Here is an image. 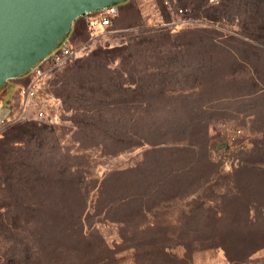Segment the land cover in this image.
<instances>
[{"label": "rangeland", "instance_id": "rangeland-1", "mask_svg": "<svg viewBox=\"0 0 264 264\" xmlns=\"http://www.w3.org/2000/svg\"><path fill=\"white\" fill-rule=\"evenodd\" d=\"M140 1L126 0L119 26L147 31ZM170 1L173 9L193 10L194 26L211 27L200 35L145 32L133 46L95 47L47 73L39 97L50 103L53 124L4 126L0 264H264V44L246 41L257 48L249 55L247 46H234L259 67L257 77L221 76L231 73L230 57L218 47L234 27L227 22L239 23L232 4L250 28L242 31L261 35L264 0ZM117 35L101 42L120 45ZM68 36L83 40L84 16ZM168 37L202 38L188 47L194 64H185L205 58L206 68L177 70L166 60V72L149 74L162 58L143 56L141 44ZM209 51L213 62L199 58ZM21 83L0 87V115L16 103ZM147 87L165 94L157 100L143 93ZM235 127L250 148L213 157L214 140Z\"/></svg>", "mask_w": 264, "mask_h": 264}, {"label": "built area", "instance_id": "built-area-1", "mask_svg": "<svg viewBox=\"0 0 264 264\" xmlns=\"http://www.w3.org/2000/svg\"><path fill=\"white\" fill-rule=\"evenodd\" d=\"M168 18H164L157 7L156 0H141L140 10L144 16L146 28L179 27L193 22L189 11L185 7L174 8L170 0H162ZM148 12L151 14L148 15ZM142 16V17H143ZM89 37L80 43H75L66 37L59 42L45 58L28 71L29 80L26 85L20 86L17 90V101L12 106L6 105L1 109L0 132L4 126L25 119H44L53 121L52 116L47 114L50 103L39 97L44 87L47 73L54 68L61 67L66 63L79 58L97 45H114L111 41L101 42L104 36L115 35L123 32L134 31L136 27L116 28L115 24L119 18V7L110 4L95 11L84 14ZM1 107V106H0ZM33 112L31 117L29 113ZM243 130L241 128H226L225 139L217 146V153L228 154L232 151H240L245 148V142L240 140Z\"/></svg>", "mask_w": 264, "mask_h": 264}, {"label": "water", "instance_id": "water-1", "mask_svg": "<svg viewBox=\"0 0 264 264\" xmlns=\"http://www.w3.org/2000/svg\"><path fill=\"white\" fill-rule=\"evenodd\" d=\"M124 0H0V87L45 58L85 13Z\"/></svg>", "mask_w": 264, "mask_h": 264}, {"label": "trees", "instance_id": "trees-1", "mask_svg": "<svg viewBox=\"0 0 264 264\" xmlns=\"http://www.w3.org/2000/svg\"><path fill=\"white\" fill-rule=\"evenodd\" d=\"M227 1H230V0H227ZM125 3H126V0H124L121 3H114V4H116L119 7V11H120V9L122 11V9H124L126 7ZM156 4H157V7L160 9L162 16L164 18H168V13L165 10V7L163 5L162 0H156ZM238 4H232L231 5V8H232L231 10L233 11V15H234L233 18L234 19H236V18L238 19L239 18V23L238 22L236 23L237 24V28L235 29V32L237 34L244 35L245 37L251 39L253 42L263 43L264 44V35H263L264 25H262L263 28H261V30H262L261 35L251 36L246 31L245 32L242 31L243 29L249 30L250 28L248 26H246V24H244L243 21L241 22V20H240L241 19V12H240L241 10H240V6ZM221 5H223L222 2H221ZM185 8L188 9V11H189V13H191V15L193 14V10L190 7L185 6ZM247 9L250 10V11L252 10V8H250V9L247 8ZM119 14H120V12H119ZM83 16L84 15L79 16L78 18H81ZM78 18H76L74 21H76ZM119 19H120V16H119V18H118V20H117V22L115 24V27L116 28H126V27L118 25L119 24L118 23ZM227 24H233V22L231 20H229L227 22ZM200 26L201 27H197V26H194L193 23H190L188 25L179 26V27L148 28V29H146L147 31H143L141 28L136 26L137 29L134 30V31L123 32V33H119L117 35L120 38L119 41H118L120 45H118V43H116V44H114L112 46L97 45L96 47L103 48V49H114L116 47L119 48V47H124V46H128V45L133 46L134 43L136 42V39H138L142 35V33H145V32L167 33V34H170V35H182L183 32H181V31H183L185 29L186 30L188 29V30H193V31L195 30L196 32H198L197 34L200 35V33L207 32V30H208L207 28L211 27V26L206 25V24H200ZM127 27H131V26H127ZM143 28H145V27H143ZM193 31H186V32H193ZM84 32H85V36H84L83 40H79L78 42L72 40L68 35H67V37L70 38L75 43H80V42L85 41V40L88 39L89 31H88V28H87V23L85 21V17H84ZM223 38L224 39H222L221 42H219V44H221V46H218V47L222 48V49L224 48V50L229 47L231 50L234 51V53H230L229 54V56H230V58H229L230 59V65H231L230 68H233V70H234L233 73L237 74L236 70H238V68H239V62L237 60V54L238 53L236 52L237 46L238 47H241V46H244V45L247 46L248 48L244 47L243 49H244V52L246 54H248V55L251 52L252 53L256 52L257 48L255 47L254 44H248L247 42L243 41L242 39H240V38H238L237 36H234V35H228L227 33H224L223 34ZM195 39L196 40H192V38H180V37H177V38L176 37H170L169 38L168 37V38H164L162 40L159 39V40H153V41L152 40L143 41V43L141 44L142 46L145 47L143 56L144 55L145 56L148 55V57H149V56H151L152 53L156 52V54L159 57L162 58V62L160 64V67H156L155 71H153L152 73H149L150 71L154 70V68H155V67H152V66H148V67H144L143 66L142 67L143 71L145 70L146 72H148L149 74H153L154 76L158 75V74H162L163 72H166V69L168 70V68H170L168 63L166 62V60L172 61L173 63L174 62L178 63V65L176 67H174L177 70H181V69L198 70V69L206 68L207 59H205V58H201L200 62H198L199 60H197L196 61V65H194L192 67H191V64H188V65L185 64V60H188L189 63L193 62L195 60L194 59L195 52L194 51H189L188 47H195L196 45L199 44L198 43V42H200L199 39H202V38H197L196 37ZM209 40L211 42L210 43L211 46L212 45L216 46V45L212 44L213 41H216L215 38H212V39L209 38ZM259 40H261L263 42H260ZM234 41H237V43H235V45H234ZM154 45L157 46L156 50H154V48H155V47H153ZM234 46L236 47V49H235ZM149 47H153V48H149ZM224 50H223V53H225ZM258 51H261V49H258ZM212 54L213 53L211 51H209L208 54L206 52L205 53L200 52L199 53V58L207 56L208 57V62H213L214 58L212 57ZM225 57L226 56L222 57L223 67H224V62H225V59H226ZM193 64H194V62H193ZM144 68H146V69H144ZM227 74H229V72H226V74L223 73V74H221V76L228 77ZM187 76L192 77V78H197L198 74L194 73V74H190V75H187ZM235 77H237V76H235ZM16 78H19L20 80H22L21 86L26 85L28 80H29L28 72H26L25 74H23L21 76H18ZM135 86H136V83H135L134 87ZM193 90H194V88L190 87L188 89H181V90H176V91L168 89V92H175V93L180 92L182 94H185V93H191V91L193 92ZM150 92L156 93L158 95L157 100L159 99L160 96L165 94L164 93L165 92L164 89H161V88L156 89V90L155 89H151V91H150L149 88L147 87V89L143 90V93H150ZM145 99L146 100H143L141 102H143L142 105H144V108H147L146 107V103H148L149 101H148V98H145ZM31 120H35V119L20 120V121L11 123L9 125H14V124L21 123V122H28V121H31ZM42 120H44V119H42ZM45 121L48 122V123H51V124H53V122H54V121H49V120H45ZM2 131H3V129L0 132V137L2 135ZM224 139H225V137H224ZM224 139L223 138L222 139L221 138H219V139L217 138V139L214 140V142H213V144L211 146V149H212L211 151H212L213 157L217 156V154H216L217 153V146ZM250 144H251L250 139L245 141V148L242 150V152L243 151L244 152L247 151L250 148ZM234 166L235 165L230 166L228 169H231Z\"/></svg>", "mask_w": 264, "mask_h": 264}, {"label": "crops", "instance_id": "crops-1", "mask_svg": "<svg viewBox=\"0 0 264 264\" xmlns=\"http://www.w3.org/2000/svg\"><path fill=\"white\" fill-rule=\"evenodd\" d=\"M229 25H232V24H229ZM229 25H227V26H229ZM233 26L235 28L233 27V29L227 31V34L228 35H234V36H237L238 38L242 39L245 42L246 41H250V42L254 43L251 39H249V38H243L242 35L237 34L235 32V29L237 28V24L236 23H233ZM224 51H225V54L227 53L228 55L230 53H234V51L231 50L229 47L227 49H225ZM240 56L241 55L238 53L237 54V60L239 62V68H238V70H236L237 71V74L233 73L234 70H233V68H230L231 65H230V61H229V64H227V69L226 70H229V71L231 70V73L227 74V76L228 77H231V76H244L245 75V76H249V77H257L258 76L257 72L259 71L258 70L259 67L251 64L250 62H248L249 60H246V59L244 60ZM225 62H226V59H225ZM240 71H242V73H239Z\"/></svg>", "mask_w": 264, "mask_h": 264}]
</instances>
